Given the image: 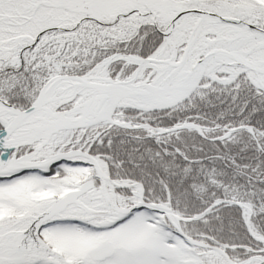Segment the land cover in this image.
<instances>
[{
    "label": "snow or ice",
    "instance_id": "6c2138e0",
    "mask_svg": "<svg viewBox=\"0 0 264 264\" xmlns=\"http://www.w3.org/2000/svg\"><path fill=\"white\" fill-rule=\"evenodd\" d=\"M0 264H264V0H0Z\"/></svg>",
    "mask_w": 264,
    "mask_h": 264
}]
</instances>
